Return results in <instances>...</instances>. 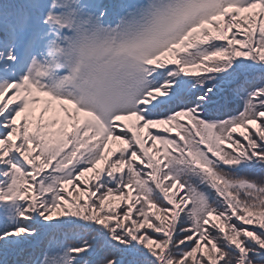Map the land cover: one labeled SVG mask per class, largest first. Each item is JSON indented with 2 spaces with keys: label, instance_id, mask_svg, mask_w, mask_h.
I'll return each mask as SVG.
<instances>
[{
  "label": "snow or ice",
  "instance_id": "snow-or-ice-1",
  "mask_svg": "<svg viewBox=\"0 0 264 264\" xmlns=\"http://www.w3.org/2000/svg\"><path fill=\"white\" fill-rule=\"evenodd\" d=\"M0 264H264V0H0Z\"/></svg>",
  "mask_w": 264,
  "mask_h": 264
},
{
  "label": "trees",
  "instance_id": "trees-1",
  "mask_svg": "<svg viewBox=\"0 0 264 264\" xmlns=\"http://www.w3.org/2000/svg\"><path fill=\"white\" fill-rule=\"evenodd\" d=\"M69 243H75V241H71V240H70Z\"/></svg>",
  "mask_w": 264,
  "mask_h": 264
}]
</instances>
